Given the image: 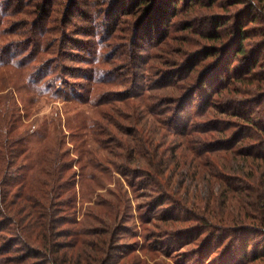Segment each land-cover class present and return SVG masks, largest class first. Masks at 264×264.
Instances as JSON below:
<instances>
[{
    "label": "rangeland",
    "instance_id": "374dc122",
    "mask_svg": "<svg viewBox=\"0 0 264 264\" xmlns=\"http://www.w3.org/2000/svg\"><path fill=\"white\" fill-rule=\"evenodd\" d=\"M17 1H1L0 11L5 7L6 15L0 16V49L6 46V53L21 58L22 42L30 39L29 27L37 25L35 6L44 2L51 10L44 23L39 24L45 32L43 44L49 41L53 44L51 49L58 50L56 54H47L46 58L61 53L68 55L65 58L69 60L66 62L70 68L69 77H66L68 89L82 91L83 87H89L92 100L83 105L71 104V110L65 113L64 102L32 98L31 92L22 87L23 82L17 85V91L12 89L15 93L11 95L19 112L27 108L25 117L21 112L24 117L21 123L32 138L31 149L36 150L33 155L42 144L60 149L62 154L66 151V158L71 160L76 172L77 198L73 213L78 223L77 226L64 223L60 228L71 226L76 229L91 223L92 216L88 218L84 214L93 204L111 198L107 190L119 187L126 192L130 205L119 222L113 246L112 243L108 245L107 233L101 237L83 235L79 238L87 244L74 247L68 253L69 258L76 264H99V260L107 259L110 253L106 264H264V160L255 156L264 150L250 149L252 155H246L245 144L236 142L229 151L208 152L217 139L230 137L225 143L231 144V136L235 133L242 132L239 139L244 132L251 131L248 128L242 131V121L225 114L231 107L244 111L248 118L264 126V0H207L179 10L169 21L173 39L160 44L156 50L157 58L148 60V66L153 64L150 71L144 67L139 69L141 77L149 79L147 84L154 86L156 76L171 72L176 61L185 64L194 57L204 56V50L221 47L224 42L233 40L240 25L248 37L243 43L248 54L230 69L228 76L233 74L238 78L229 83L228 89L213 96L209 114L204 113L206 120L227 126L223 128V134L194 131L206 125L205 121L200 123L199 118L188 121L196 110V100L180 113L178 123L175 120L170 123L171 109L176 103L162 105L161 98L181 94L180 89L154 90L151 87L143 94L152 99H143L141 104L138 99L119 101L117 94L124 88L132 89L129 83L117 85L86 80V76H90L86 58L90 50L96 52V47L91 49L90 45L101 42L98 38L103 34L99 31L100 26L106 22L105 9L113 5L114 13L121 12L120 22L113 30L116 37L112 40L118 43L122 35H130L143 20L140 11L146 8L145 5L139 7L136 0H23L27 2L23 9L29 12L27 15L17 11L21 9H12ZM247 8H251V13H246ZM107 22L112 23V20ZM218 24H222L220 40L206 39L207 32L212 33ZM122 42L131 53L140 49L128 39ZM160 47H163L162 52ZM150 49L141 53L142 56ZM178 50L180 52H176ZM217 58L209 56L202 60L200 66L205 65L200 72ZM134 62L141 63L139 60ZM247 62L256 63L249 72H246ZM103 67L108 68V65ZM18 72L23 73L0 67V96L10 95L5 88L16 86L13 83ZM94 80L97 83H93ZM107 99L109 103L105 104ZM78 125L80 129H77ZM132 131L134 135H129ZM59 141L60 146H57ZM252 142L253 139L248 140V143ZM123 143L127 147L125 151L118 145ZM115 167L127 172L114 173ZM11 190L14 189L11 187ZM159 194L171 196L174 203L164 199L162 203H156L157 208L151 204L146 206V202H154ZM92 210L104 218L96 225L106 227L105 221L110 220L102 207L94 206ZM203 224L209 225L211 230L199 229ZM210 235H216V238L212 240ZM101 238L108 240L100 241ZM88 239L94 242L89 243ZM245 241L249 247L242 253L237 247ZM14 244L10 253L2 255L7 264H13L16 254H21L18 247H13L19 242ZM235 253L238 258L234 260Z\"/></svg>",
    "mask_w": 264,
    "mask_h": 264
},
{
    "label": "trees",
    "instance_id": "16d2710c",
    "mask_svg": "<svg viewBox=\"0 0 264 264\" xmlns=\"http://www.w3.org/2000/svg\"><path fill=\"white\" fill-rule=\"evenodd\" d=\"M1 1L0 7L2 6ZM25 1L18 0V4L16 3L12 9H21L17 11L28 15L29 12L23 10L27 3ZM136 1L139 7L143 8L142 5L146 6L145 9L143 8L140 11L143 13V20L138 26H135L136 28L132 30L130 35H127L128 33L124 34L128 37L125 38L122 35L121 42L114 43L112 41L116 37L113 30L120 22L118 16L121 12L117 11V13H114V9H112L114 8L113 5L108 6L103 12L106 22H103L100 26L99 31L103 34L98 39L101 42H96L94 46L90 45L91 49L96 47V52L94 53L93 50H90V54L86 58L88 70H90L88 74L90 76H86V80L95 79L102 83H115L117 85L129 83L132 89L124 88L122 92L117 94L120 96L119 101L138 99L141 100V104L143 99H152V97L143 94L144 91L151 89V87H154L152 88L154 90L180 89L181 94L161 98L162 105L176 103L171 109L170 123L172 124L174 120L178 123L180 113H183L184 109L190 107L196 100V110L190 119L188 118V121L193 122L191 121L193 120L192 118H199L201 119L200 123L205 121L206 125L199 130L196 128L194 131L223 134L225 132L223 128L227 126L212 119L206 120L204 113L209 114V110L213 105V96L228 89L229 83L233 79L238 78V76L233 74L228 76V74L231 67L248 54L243 45L244 41L248 38L245 32L239 25L233 40L224 42L221 47L215 46V49H212L214 48L212 46L208 50H204V56L194 57L185 64L184 62L176 61L173 67L170 68L171 72L166 74L161 72L156 76L158 78L153 80L152 84L154 86H150L147 84L149 79L145 76L141 77L139 69L140 67H144V70L149 69L150 71V67H153V64L148 66V60L157 58L156 50L160 44L162 45L163 42L173 39V32H169V21L178 14L179 10L197 3H204L207 0ZM35 9L38 14L37 25L36 27H29L31 32H29L28 37L30 39L22 42L24 49L22 56H20L21 58H15L10 52H8L9 54L6 53V46L0 49V67L12 68L15 71L23 72L17 73V79L13 83L16 86H5V90L8 89L7 94L10 95H7V97L4 95L0 96V103L2 104L0 105V231L2 232L0 233V238L2 239V243H0V264H7L4 262L5 258L2 255L10 253L11 246L15 245L14 243L17 241L19 244L13 247H18V251H21V254L20 252L16 254L13 258V264H76L69 258L68 253L77 245L84 247L87 244L86 240L79 237L83 235L101 237L107 233L109 239L108 245L112 243L113 246L115 233L119 229V222L129 211L130 205L126 192H123L119 187L116 190H107L111 198H105L100 203L93 204V207H89L84 214V217L90 218L92 216L90 219L91 223H88L84 227L80 225L76 229H73L71 226L60 228V225L64 223L76 226L78 223L73 213V207L77 198V191L74 188L76 172L72 168L71 160L66 158V151L62 154L60 149L55 150L53 147L48 146V144H42L37 150V154L33 155L36 150L31 149L33 145L31 143L32 138L29 136L28 129L23 128L21 123L22 119L27 115V112L26 114L24 112L27 111V108L21 110L22 113L24 112L23 117L22 113L19 112V108L16 107V100L11 94L15 93L13 90L17 91V85L23 82L22 87L31 92L32 98L45 97L46 99H57L64 102L65 113L71 110V104L83 105L92 103V100L88 94L89 87H83L82 91L68 89L67 85L69 83L66 77H69L67 74H69L70 68L67 64L69 60L65 59L68 55L64 56L61 53L60 55H56L57 57L46 58L47 54L51 55V53L56 54L58 52V50L55 52L54 49H51L53 44H49V41L43 44L46 40L45 32H43V28L39 27V24H43L44 19L49 17L51 9L42 1L36 4ZM250 9L247 8L245 10L247 14L251 13ZM5 11V7L1 8V17L6 15ZM32 14H34V11ZM51 18L54 20V16ZM110 20H112V23L107 22ZM21 22L24 23L23 21ZM217 26L218 28H215L212 33L207 32L206 39L220 40L221 31L219 28H221L222 24H218ZM0 33H2L1 30ZM110 38L111 41L108 42ZM125 39L130 40L133 44H137L142 51L140 52V49H136L135 53H131L126 44L122 42ZM230 43L232 44L230 45ZM88 44L90 43L88 42ZM148 47L151 48V51L146 56L144 54L142 56L141 53L149 50ZM160 49L162 50L163 47H160ZM161 50L160 52H162ZM176 52H180V50ZM209 56L218 58L200 72L205 65L203 64V67L200 66L202 60L204 61ZM134 60H139L141 63L136 64ZM118 61L121 63H118ZM255 64L247 62V68H249L246 72H249V69H252ZM103 65H108V68L103 67V69ZM141 79L144 81L141 82ZM95 80L93 83H97ZM196 82L198 83L196 84ZM134 88L136 90H133ZM106 101L105 104L109 103L108 99ZM225 114L230 118L240 119L243 123L242 131L248 128L254 132H244L245 134L240 136L239 139L237 137L242 132L238 135L235 133L234 136H231V138L233 137L230 140L231 144L225 143L230 137L227 136L228 138L226 139L221 136L222 138L217 139L214 142L215 144L211 146L213 148L208 150V152L229 151V149H232L229 147H233V144H237L236 142L245 144L243 151L246 155H252L250 149L264 150V126L248 118L244 111H240L238 108L231 107V110ZM65 124L68 125L67 119ZM185 127L183 128L186 129ZM234 127L236 128L237 126ZM77 129H80L79 125ZM129 133V135H134V131ZM250 139H253L254 142L248 143ZM118 145L124 151L127 149L125 143ZM57 146H60V141L57 143ZM139 155L140 153L138 152L137 156ZM255 156L264 160V153H257ZM92 161L94 160L92 159ZM90 167L93 169V164H90ZM115 168L114 173L125 174L127 172L125 169H123V172L117 167ZM152 179L149 178V180ZM11 187L14 190H11ZM164 199H169L172 201V204L174 203V198L171 196L159 194L155 196L154 202H146V206H150L151 204L154 205V208H157L159 206H156V203H162L161 201ZM94 206L102 207L104 213L109 217L110 222L105 221L106 227L96 225V222L102 223L104 218H100L99 214L92 210ZM202 227L199 229H204L205 231L211 230L209 225L203 224ZM194 229L197 228L195 227ZM3 233H6L9 237ZM210 236L212 240L216 238V235ZM65 237L70 240H67ZM107 240L101 238L100 241L106 242ZM88 241L89 243L94 242V240L90 239ZM79 242L80 244H77ZM223 245L221 244V247ZM248 245L247 241H245L243 245L240 244L237 248L243 253V251H247ZM245 254L243 255L244 259L247 258ZM109 256L110 253H108L107 259L101 258L99 264H103L104 261L106 264ZM232 256L230 255L231 259H233ZM236 258L238 257H236L235 253L234 260Z\"/></svg>",
    "mask_w": 264,
    "mask_h": 264
}]
</instances>
